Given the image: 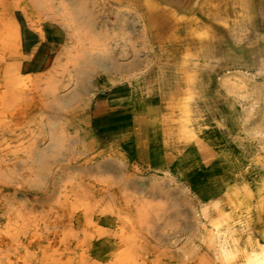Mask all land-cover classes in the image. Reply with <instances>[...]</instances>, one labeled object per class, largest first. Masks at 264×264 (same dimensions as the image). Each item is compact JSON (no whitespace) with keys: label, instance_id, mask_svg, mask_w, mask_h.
I'll list each match as a JSON object with an SVG mask.
<instances>
[{"label":"bare ground","instance_id":"1","mask_svg":"<svg viewBox=\"0 0 264 264\" xmlns=\"http://www.w3.org/2000/svg\"><path fill=\"white\" fill-rule=\"evenodd\" d=\"M9 4L0 0V7L7 12L0 16V264H173L167 250L158 248L155 235L159 231L160 237L174 242L175 216L166 215L168 209L158 207L154 200L138 197L145 182H149V193L158 194L164 179L152 170L149 177L143 175L150 170L143 169L139 160L151 163L159 151L154 142L157 119L152 118V100L138 97L134 74L126 75L125 82L131 84L129 117L121 122L106 120L100 125V133L110 132L112 136L99 138L90 114L96 95L91 83L92 58L105 42L98 45L92 36L90 17L82 21V14L87 12L84 4L80 0H16L11 7ZM14 9L23 13L30 26H37L46 17L67 31L73 42L67 57L74 73L67 75L66 83L45 74L23 72L30 56L24 53L22 29ZM109 82L101 80V89L111 86L113 79ZM229 82L224 79L235 92ZM72 83L73 90L68 91ZM248 95L254 101L247 121L264 133V95L257 87ZM48 107H56L58 112L50 113ZM160 121L170 125L172 120L165 116ZM121 128L128 131L115 132ZM97 155L105 164L95 162ZM61 161L66 164L59 166ZM107 161L122 171L137 173L131 177L122 173L116 183L119 191H112ZM166 181L178 188L187 202L200 205L199 210L194 209L198 228L181 248L184 258L201 249L204 251L197 255L196 264H232L241 256L235 230L223 228L229 216L222 215L207 225L211 210H220L222 200L208 201L199 193L195 179H191L192 192L174 178ZM251 183L257 186L255 192ZM235 186L259 197L264 193L259 178ZM49 188L50 200L46 193ZM160 215L162 225L152 222V217L160 220ZM108 221L117 227L109 226ZM259 247L242 264H264V243ZM107 253L109 258L103 256Z\"/></svg>","mask_w":264,"mask_h":264},{"label":"rangeland","instance_id":"2","mask_svg":"<svg viewBox=\"0 0 264 264\" xmlns=\"http://www.w3.org/2000/svg\"><path fill=\"white\" fill-rule=\"evenodd\" d=\"M80 1L87 11L82 14V21L90 17L92 36L98 45L105 42V47L99 46L92 58L91 83L95 86L96 95L91 102L90 114L94 129L107 119V98L114 93L131 90L130 83L101 89V80L106 75L116 76L118 70L127 75L134 74L138 87L136 95L151 99L155 105L165 88L168 94L177 85L169 80L170 73L174 72L181 78L179 86L183 88L177 93L178 96L174 94L171 97L176 102L171 109L174 119L171 122L177 124L182 137L193 138L192 127L199 118L195 115V107L202 98H207L200 96L198 82L202 75L209 76L208 98L211 106L225 107L227 123L240 129L236 141L240 155L236 153L233 162L234 173L242 176L239 185L246 178L248 182L250 178L254 181L259 178L264 184V133L259 132L261 129H257L254 122L247 121L254 101V97L248 93L257 87L264 95V0ZM15 14L22 29L24 53L30 56L23 72L31 76L45 74L66 83L67 75L74 73L67 57V52L73 46L67 31L46 17L37 26H30L21 11L16 10ZM114 64L122 66L118 69L114 68ZM162 75L167 79L163 80ZM225 78L230 80V85L237 92H232L224 84ZM73 87L72 83L68 91H72ZM97 104H100L99 109ZM47 110L50 113L58 112L56 107H48ZM152 110V118L157 119L156 128L160 120L159 112L156 108ZM95 162L105 164V159L97 155ZM107 162V175L114 183L112 191H119L116 183L122 173L130 177L131 173H137V170L122 171L116 163ZM65 164L66 161H61L59 166ZM151 173L146 171L142 174L149 177ZM250 186L255 192L256 184L251 183ZM148 187L149 182H145L142 186L144 192L137 196L146 201L154 200L160 204L158 207L168 209L166 215L172 213L175 216L174 242L160 237L159 231H156L158 248L167 250L173 264H196L197 255L204 249L184 258L181 247L186 244V237H190L198 228L194 209L199 210L200 205L195 201L187 202L178 188L171 190L164 180L160 181L158 194L149 193ZM49 191L50 188L46 191L48 195ZM248 192L242 188L229 191L221 209L211 211L207 220L210 226L211 221L218 217L229 216L223 228L231 226L235 230L242 250L241 256L232 264H242L245 257L255 250L251 239L264 243L260 235L264 228V208L257 207L258 196L252 191L250 194ZM51 198L49 195L48 199ZM48 208L49 201L44 206L45 210ZM171 208H174L173 211H170ZM165 212L159 211L161 215ZM161 215L160 220L152 217V222L162 225ZM58 221L62 222V219ZM108 225L117 227L112 221H108ZM103 256L109 258L108 253ZM208 258L212 259L211 253ZM209 264L218 263L210 261Z\"/></svg>","mask_w":264,"mask_h":264},{"label":"crops","instance_id":"3","mask_svg":"<svg viewBox=\"0 0 264 264\" xmlns=\"http://www.w3.org/2000/svg\"><path fill=\"white\" fill-rule=\"evenodd\" d=\"M9 3L11 7L13 4L12 0H9ZM16 10L17 9H14L13 11L15 17ZM1 11L3 10L0 7V16H5L7 14V12L3 11L2 13ZM113 66L119 69L122 65L114 64ZM126 75L127 74L118 70L116 76L106 75L105 80L106 83H110L109 80L112 78L113 83H111V85L116 86L125 82L126 79L124 77ZM162 79H167V76L162 75ZM169 80L175 82L178 86L175 85L172 87L168 93L169 95L165 88V91L159 98V102L155 105L152 103V105L154 109L156 108L158 110V117L163 119L166 116L174 120L172 119L173 113L171 109H173L176 102L171 97L174 96V94L178 96L177 93H180L183 87L179 86L182 80L174 72L170 73ZM209 83V76L204 77V75L201 76L198 82V85H200V96H205L207 98H202V101L195 107V115L199 117L192 127V132L195 134V137L191 140H187L185 137H182L180 133L181 130L178 128L177 124L171 122L170 125H164L158 120V126L154 130L156 132L154 142L159 147V151L153 155V161H150L151 163H146L141 159L139 160L140 163L143 164V169L154 171L161 178H164L163 180L165 182H167L166 179L168 177L174 178L192 192L191 179H195V181H198L197 186L199 193L203 197H206L208 201L215 198L223 201L227 193L242 181V176L234 173L235 169L233 166L236 153L240 155V148L236 143L238 140L237 131H240V129L227 123V119L225 118V107L211 106L208 98ZM130 98L131 90L114 93L109 96L105 102L108 109L106 120L111 119L115 122H121L123 118H128L130 109L128 110L127 108L132 105L131 103L129 105ZM141 98L146 97L144 96ZM99 108L100 104H97V109ZM100 113L101 112H99V114ZM102 123L97 126L95 132L102 140H108L112 136V133H100L99 128ZM127 131L128 130L124 128L115 129V132ZM232 157L234 159L231 160ZM155 159H157V161ZM244 178H246V176ZM244 183H249L247 178L242 182V184ZM169 187L171 190L173 188L177 190L175 187ZM170 194L172 195V192H170ZM258 201L259 203L257 202L256 206L264 208V193L261 194V197L258 196ZM211 211L216 210L212 209ZM260 235L264 238V228H262ZM186 238L187 243L190 237ZM251 241L252 244L256 246L255 250L259 251L260 243L253 241V239H251Z\"/></svg>","mask_w":264,"mask_h":264}]
</instances>
